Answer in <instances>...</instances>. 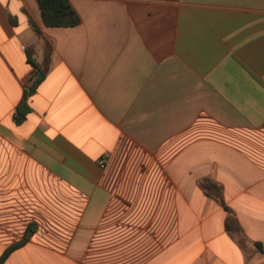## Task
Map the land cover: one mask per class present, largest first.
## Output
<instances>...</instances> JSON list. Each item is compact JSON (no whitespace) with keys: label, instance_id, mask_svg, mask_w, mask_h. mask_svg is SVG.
<instances>
[{"label":"crops","instance_id":"1","mask_svg":"<svg viewBox=\"0 0 264 264\" xmlns=\"http://www.w3.org/2000/svg\"><path fill=\"white\" fill-rule=\"evenodd\" d=\"M69 2L0 0V264H264V0Z\"/></svg>","mask_w":264,"mask_h":264},{"label":"trees","instance_id":"2","mask_svg":"<svg viewBox=\"0 0 264 264\" xmlns=\"http://www.w3.org/2000/svg\"><path fill=\"white\" fill-rule=\"evenodd\" d=\"M37 2L41 11L43 22L47 27H73L80 23V17L71 6L69 0H37ZM36 31L39 34V30L37 28ZM39 81V79H36L34 84L25 93L23 104L24 110L20 111V118L18 119L25 118V115L29 110L27 99L35 91ZM200 187H202L207 195L213 196L221 204L224 203L222 189L220 186L211 182L210 180H204L200 182ZM227 211L229 212V216L225 221L226 231L228 233H241L242 228L238 222V219L229 209H227ZM25 239L27 240V238ZM17 246H19V244L7 250L5 255L0 260V263ZM257 247L261 249L260 245H257Z\"/></svg>","mask_w":264,"mask_h":264}]
</instances>
